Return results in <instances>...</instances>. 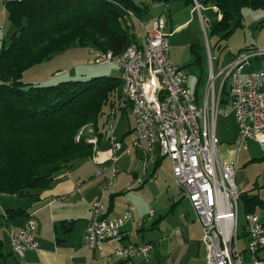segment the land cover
Masks as SVG:
<instances>
[{
    "label": "built area",
    "instance_id": "2783aa9c",
    "mask_svg": "<svg viewBox=\"0 0 264 264\" xmlns=\"http://www.w3.org/2000/svg\"><path fill=\"white\" fill-rule=\"evenodd\" d=\"M195 3L199 4L197 0ZM129 13L133 15L132 11ZM166 20L164 15L156 17L152 29L145 30V42L134 41L119 54L92 48V62L113 65L119 70L123 95L134 117L133 146L142 153L143 174H146L145 167L157 156L171 160L175 182L189 198L202 225L209 264H243L244 254L237 244L241 199L236 183L238 165L234 160L221 157L216 123L221 91L229 80L231 109H225L223 114L233 115L238 122L236 151L248 150L250 142L256 141L264 153V70H250L246 77L243 76V69L251 57L264 54V51L242 53L220 71L212 70L205 97L197 99L188 84L187 73L171 58ZM218 78H222L219 92L216 88ZM116 113L113 107L107 125L113 150L122 147L115 135L113 119ZM89 142L97 152V138ZM93 158L98 164L97 174L112 171L103 189L106 191L111 188L117 169L107 166L98 153ZM138 180L143 181V176ZM104 208L101 200L92 204V218L84 233L86 245L101 247L104 240L116 238L119 240L115 248L118 259L137 255L148 259L153 243L124 241L122 228L133 218L134 207L128 206L122 215L114 218L106 217ZM153 212L150 209L151 215ZM245 220L247 249L257 254L264 247V221L256 212L246 213ZM35 226V220L29 219L18 230L9 232L12 250L20 258L28 249L39 247L32 234ZM255 264H264V261L256 257Z\"/></svg>",
    "mask_w": 264,
    "mask_h": 264
},
{
    "label": "trees",
    "instance_id": "16d2710c",
    "mask_svg": "<svg viewBox=\"0 0 264 264\" xmlns=\"http://www.w3.org/2000/svg\"><path fill=\"white\" fill-rule=\"evenodd\" d=\"M185 1L196 4L195 0ZM197 1L217 8L211 34L222 37L243 25L242 7L264 8V0ZM4 4L14 30L0 52V193L31 197L76 160L92 158L93 144L82 137L75 139L84 125L92 123L100 137L107 132L116 100L124 103V109L129 104L120 75L35 83L24 79L25 71L76 44L121 53L137 41L131 20L141 18L150 5L140 0H5ZM226 94L230 90L225 84L221 104L231 102ZM104 104L110 107L107 113ZM104 114L106 121L101 123ZM241 199L246 213L256 212L264 204L249 190L241 192ZM22 212L9 207L4 213L13 216ZM9 253L0 237V264Z\"/></svg>",
    "mask_w": 264,
    "mask_h": 264
},
{
    "label": "crops",
    "instance_id": "0c3cea01",
    "mask_svg": "<svg viewBox=\"0 0 264 264\" xmlns=\"http://www.w3.org/2000/svg\"><path fill=\"white\" fill-rule=\"evenodd\" d=\"M165 7L167 10L159 15L166 17L169 35L173 32L175 21L178 22L175 28L177 29L194 18L199 19V16L202 21L204 20L201 4L173 0L172 3H165ZM215 9L217 10L216 7ZM156 17L150 20L149 27L144 21H140L141 26L144 23L143 40L140 42L135 35L137 42H145V30L152 29ZM179 18H182V22H179ZM43 62L25 71L24 75L33 70L32 76L27 81L51 83L57 78V72L72 73L71 71L75 68V66L58 68L60 70L55 73H49L43 69V65L41 66ZM235 121L237 122L236 119ZM133 123L131 136L125 133L119 137L115 134L122 142L120 149L113 150L109 131L103 132L100 137L97 135V152L94 151L92 158H89L92 164L73 162L48 187L34 191V196L14 194L21 198L19 204L11 200L9 202V199H0V212L4 213L9 207L24 210L21 214L13 216L6 213L2 215L5 222L0 225V231L6 234V247L10 253L1 264H209L208 247L202 239V225L197 219V213L189 198L175 182L171 173V160L168 157L157 156L145 167L144 175L142 153L133 146ZM237 131L238 122L235 137ZM254 142L256 141H251L250 145ZM223 149L225 156L223 158L220 154L221 157L236 161L238 172L243 150L236 151L237 147L230 149V146L225 144ZM97 153L104 159L107 166H114L117 169L112 186L106 191L103 189L113 174L111 169L104 175L97 174L98 164L93 158ZM113 155L115 159L112 158ZM165 160L171 163L169 169L163 167ZM237 172L236 183L241 192L249 190L251 193H256L248 187L250 182L247 177L239 176L237 181ZM140 176H143V181L138 180ZM96 200L104 203V214L108 218L122 215L128 206L134 207L133 218L128 220L122 228L124 241L153 243L148 259L141 255L126 260L118 259L115 248L119 240L116 238L104 240L101 247L86 245L84 233L92 218V204ZM263 206L264 204L259 205L256 213L259 214L257 209ZM150 209L154 210L152 215ZM260 217L262 219V216ZM29 219L36 222L32 234L39 242V247L28 249L23 258H20L11 251L9 232L12 229L18 230ZM140 221H142L141 224H139ZM132 231H136L135 235L129 234ZM0 237L4 238L2 234ZM237 244L244 254L243 264H255L256 257L264 261V247L257 254L247 249L249 243L244 225L239 230Z\"/></svg>",
    "mask_w": 264,
    "mask_h": 264
},
{
    "label": "rangeland",
    "instance_id": "374dc122",
    "mask_svg": "<svg viewBox=\"0 0 264 264\" xmlns=\"http://www.w3.org/2000/svg\"><path fill=\"white\" fill-rule=\"evenodd\" d=\"M5 0H0V52L3 44L6 45L10 41V34L13 32L14 27L7 17L5 10ZM146 4H149V11L141 16V18H133L132 31L135 33L138 40L142 39V26L140 21H144L147 26H150V20L161 13H164L167 9L164 2H155L154 0H140ZM173 0L170 2L172 3ZM204 20L201 17L199 19L194 18L184 25H178L175 21L173 32L169 35L170 43V55L175 64L179 65L188 75V84L193 89L195 96L198 95V99L205 97L207 87L210 82V75L212 70L215 72L220 71L229 63L239 57L241 53L252 54L257 51H264V8H252L250 6L242 7L243 25L235 27L233 32L228 37H222L219 34H211V24L218 18L217 10L212 3H205L201 8ZM184 19V18H183ZM179 22H182V18H179ZM175 29V30H174ZM93 47L76 44L69 49L58 51L52 54V56L44 60L41 64L44 70L56 72L61 68L75 66L72 73L57 72L56 76L59 79H55L53 83L64 79H82L87 80L94 77H114L119 76L120 72L113 65L107 64H95L92 62L91 49ZM213 57V59H211ZM75 64V65H74ZM39 66V67H41ZM60 68V69H58ZM42 69V68H36ZM264 69V54L252 56L250 63L245 65L243 69V76L246 77L250 70ZM33 70L27 72L24 75V79L28 80L32 76ZM60 75V76H59ZM64 78V79H61ZM222 78L216 80V88L219 92V87ZM230 87V81H227V90ZM229 99V95L224 96ZM117 113L113 119L115 134L122 137L125 133L131 136V124L134 117L129 111V108L124 109V103L116 100L115 103ZM110 107L104 104L103 110L107 113ZM225 109H231V102L224 101L220 106V113L217 116V135L220 138L219 151L220 154L225 156V150L223 145L230 146V149H235V134L237 130V122L234 116H227L223 114ZM101 123L106 121L105 114L100 116ZM104 129V128H103ZM95 127L92 123L84 125L75 135V139L84 138L89 142V139L97 138ZM92 143V142H89ZM93 144V143H92ZM94 149V148H93ZM260 144L254 142L250 145L248 150H243L242 158L239 160V169L237 172V181L239 176H245L249 179V188L254 190L257 194L264 199V153L261 150ZM156 154V153H155ZM247 156V157H246ZM75 162L92 164L91 160L87 157L80 158ZM171 163L165 160L163 167L169 169ZM19 196L2 194L0 193V199H9L15 204L21 202ZM18 199V200H17ZM3 201V200H2ZM19 201V202H18ZM13 203V204H14ZM239 204V217L238 225L239 230L243 228L245 223V205L241 199ZM262 220L264 221V206L257 209ZM1 211V210H0ZM3 215V214H2ZM0 214V225L3 224L4 219ZM0 234L6 239V234L0 231ZM7 241V240H5Z\"/></svg>",
    "mask_w": 264,
    "mask_h": 264
}]
</instances>
